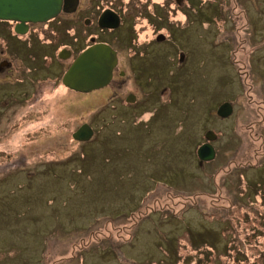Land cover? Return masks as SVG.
<instances>
[{
	"label": "rangeland",
	"instance_id": "374dc122",
	"mask_svg": "<svg viewBox=\"0 0 264 264\" xmlns=\"http://www.w3.org/2000/svg\"><path fill=\"white\" fill-rule=\"evenodd\" d=\"M106 2L126 19V75L77 93L58 53L87 45ZM162 27L170 40L148 44ZM130 31L151 58L130 59ZM31 38L34 56L9 52L13 77L37 65L31 97L0 75V264H264V0H84Z\"/></svg>",
	"mask_w": 264,
	"mask_h": 264
},
{
	"label": "water",
	"instance_id": "95a60500",
	"mask_svg": "<svg viewBox=\"0 0 264 264\" xmlns=\"http://www.w3.org/2000/svg\"><path fill=\"white\" fill-rule=\"evenodd\" d=\"M179 1V0H178ZM78 0H0V20H14L25 22H44L55 18L64 9L74 11ZM99 24L102 27H118L120 18L112 10H106L102 14ZM71 51L60 50L59 57L67 59ZM183 58V56H182ZM116 52L107 44H94L77 56L63 75V84L75 91L88 93L106 86L111 78L115 64ZM134 100L130 95L128 100ZM232 113V107L228 103L222 104L218 114L227 117ZM94 136V129L89 123H83L74 133L73 138L79 141H88ZM208 142L198 148L200 164L213 159L216 155L211 141L216 136L209 132L206 136Z\"/></svg>",
	"mask_w": 264,
	"mask_h": 264
},
{
	"label": "flooded vegetation",
	"instance_id": "af4514ba",
	"mask_svg": "<svg viewBox=\"0 0 264 264\" xmlns=\"http://www.w3.org/2000/svg\"><path fill=\"white\" fill-rule=\"evenodd\" d=\"M172 1H175L177 5H180L181 1L184 2V0H179V1L178 0H172ZM83 4H84V0H78V5H77L76 10L70 12V11H65L63 9L60 12V14L57 15L55 18H52V19L44 21V22H28L27 21L25 23H21L19 21H14V20H4L3 21V23H7L8 26H9L8 32L5 33V31H4V33H3L4 37L8 41L7 42L8 46L5 49H3V48L0 49L1 55H2V59L0 60V75H1V77L4 78L3 81L8 80V82H4L3 83V87L2 88H3L4 92H5V89L12 90V84L10 83L11 81H9V80H11L10 78H15V77H16L15 80L17 81V83H15L16 87L21 88L20 93L17 95L18 97H16V100H18L19 102H24L26 99L30 98L31 95H32L33 90L34 89L36 90V88H34L35 84H34V79H33V73L32 72L36 69L37 65L31 64V63L28 65L27 63H23L21 65L23 67H21V68L22 69L25 68L26 74H24V71L22 70V71H18V73H16L17 75H15V77H13L12 73L14 72V70L17 71V68H16L17 67V63L15 62L14 56L9 54V52L11 53L10 50H18V51L24 53L25 55L34 56V54H35L34 50H30L28 45L24 44V43L27 40H29V41L32 40L31 35L34 33L35 28L37 26H40V25H46L49 28V25H50L51 22H54L56 20L58 21V20H60L62 18H67V17H70V16L75 15L76 13H78L81 10V8L83 7ZM98 7H99L98 8L99 10H98L97 14L95 15V17L87 15L83 19V21L85 22L84 24L86 26L90 27V26L94 25L95 28H96L95 29V33L94 32H90L88 41H86L87 45L83 46L76 53V55L74 54V51H73L72 48L70 49V48H67L66 46H63L61 48V50L67 49V50L71 51L70 57L65 59V60H68V59L71 60V63L68 65V67H69L75 61V59L77 58V56L79 54H81L83 51H85L87 48L91 47L92 45L99 44V43L100 44L103 43V44L109 45L116 52L117 63L114 66V69H113V72H112V78H111L110 82L106 86H104V87H107L110 83H112L114 80H116L117 77H125V75H126V71L120 67L121 55H120L119 49H117L116 44H114V43H116V40H118L119 37L121 38V36H122L121 35V33H123L122 28L126 25V19H125L124 15L122 14V12H120L119 10H116L112 5L108 4V2L102 3L101 6L98 5ZM106 10H112L113 12L118 14V16L120 18V24H119L118 27H115V28L102 27L99 24V20H100L102 14L104 13V11H106ZM163 29H164L163 27L159 28V30L156 33L157 34L156 39L151 40L148 44H151V42H155L156 44H159V43H166L167 41H169L170 40L169 36L164 33ZM131 32L132 31H130V36L127 39V40H131L130 43L132 45L131 46V53H130L131 54L130 55L131 58L130 59L134 60L135 58L136 59L139 58V56H141L144 59V57H147L149 55H154V53H153L154 51L152 52L153 54L152 53L151 54H147V53H143V52H138L139 50L137 48L140 47L141 45L134 39V34H131ZM112 33H114V38H113L114 41L110 42V40L107 39L104 36L105 35H109V37H110V34H112ZM144 44L145 43H143V45ZM145 45H147V44H145ZM58 57H59V53H58ZM149 57L151 58V56H149ZM46 58H49V56H47ZM140 59L141 58H139V60ZM147 59H149V58H147ZM45 62L49 63V60H47ZM24 64H25V67H24ZM68 67L66 68V70L68 69ZM66 70H65V72H66ZM64 73H63V75H64ZM10 75L12 77H10ZM63 75L61 77V80L63 78ZM104 87H102V88H104ZM102 88H100V89H102ZM68 89H70V88H68ZM70 90L75 91L73 89H70ZM97 90H99V89H97ZM93 91H96V90H93ZM75 92L83 93V92H78V91H75ZM130 95H134V100L133 101L131 99L128 100ZM125 101L128 102V103H133V102L136 103L137 102V95L135 93H133V92H130L126 96ZM9 102L10 101L8 100L6 103L9 104ZM1 107H2V105H1ZM80 126H78L77 129ZM92 127L94 129V136H95L96 129L94 128V126H92ZM93 137L90 140H92ZM77 141L81 142V143L82 142H86V141H79V140H77ZM205 142H208V140H206ZM212 142L213 141H211V143Z\"/></svg>",
	"mask_w": 264,
	"mask_h": 264
}]
</instances>
